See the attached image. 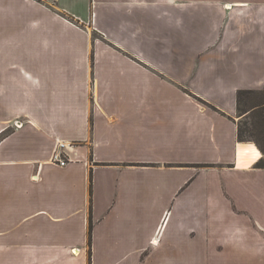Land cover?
Here are the masks:
<instances>
[{"label": "crops", "instance_id": "obj_1", "mask_svg": "<svg viewBox=\"0 0 264 264\" xmlns=\"http://www.w3.org/2000/svg\"><path fill=\"white\" fill-rule=\"evenodd\" d=\"M240 90L264 0H0V264H264Z\"/></svg>", "mask_w": 264, "mask_h": 264}, {"label": "rangeland", "instance_id": "obj_2", "mask_svg": "<svg viewBox=\"0 0 264 264\" xmlns=\"http://www.w3.org/2000/svg\"><path fill=\"white\" fill-rule=\"evenodd\" d=\"M262 101H264V94L257 93L245 97L243 104L248 109L251 108V106H253L254 104L261 103ZM251 120L252 113L249 111L246 114L242 115V118L239 121L241 125L245 126L247 123V125L249 126L250 132L245 134L246 140L251 141V143H254L255 145H257L256 140H259L264 145V113L257 111L254 114V121H256V126L251 123ZM15 126H17V124Z\"/></svg>", "mask_w": 264, "mask_h": 264}, {"label": "trees", "instance_id": "obj_3", "mask_svg": "<svg viewBox=\"0 0 264 264\" xmlns=\"http://www.w3.org/2000/svg\"><path fill=\"white\" fill-rule=\"evenodd\" d=\"M264 94V90L263 91H254V90H240L238 92V113H239V116H242L244 114H246L247 112H251L252 113V120H251V123L256 126V121H254V114L259 111V112H263L264 113V101H262L261 103H256L254 104L253 106H251V108H246L243 104V101H244V98L249 96V95H252V94ZM258 122V121H257ZM253 126V128H254ZM250 132V129H249V126L246 125L243 126L240 124L239 122V127H238V138L239 140L241 141H248L246 140L245 138V134L246 133H249ZM257 142V146L259 147V149L262 151L263 155H264V145L263 143H261L259 140H256ZM259 166H264V156L262 158V160L259 162Z\"/></svg>", "mask_w": 264, "mask_h": 264}, {"label": "built area", "instance_id": "obj_4", "mask_svg": "<svg viewBox=\"0 0 264 264\" xmlns=\"http://www.w3.org/2000/svg\"><path fill=\"white\" fill-rule=\"evenodd\" d=\"M74 146L75 144L73 142L60 140L53 150L51 162L61 166L67 165L72 160L70 151H72Z\"/></svg>", "mask_w": 264, "mask_h": 264}, {"label": "bare ground", "instance_id": "obj_5", "mask_svg": "<svg viewBox=\"0 0 264 264\" xmlns=\"http://www.w3.org/2000/svg\"><path fill=\"white\" fill-rule=\"evenodd\" d=\"M258 151H260V150L258 148H256L254 152H258Z\"/></svg>", "mask_w": 264, "mask_h": 264}]
</instances>
